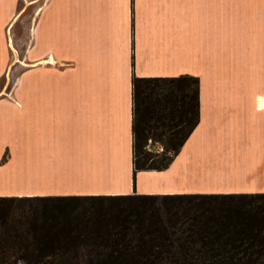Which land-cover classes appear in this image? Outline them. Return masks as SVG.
I'll list each match as a JSON object with an SVG mask.
<instances>
[{"label":"crops","instance_id":"0c3cea01","mask_svg":"<svg viewBox=\"0 0 264 264\" xmlns=\"http://www.w3.org/2000/svg\"><path fill=\"white\" fill-rule=\"evenodd\" d=\"M39 1L0 92V196L264 194V0ZM35 2L0 0V78ZM180 76L198 80L197 123L166 169L133 174L132 79Z\"/></svg>","mask_w":264,"mask_h":264},{"label":"trees","instance_id":"16d2710c","mask_svg":"<svg viewBox=\"0 0 264 264\" xmlns=\"http://www.w3.org/2000/svg\"><path fill=\"white\" fill-rule=\"evenodd\" d=\"M132 112V173L166 169L197 78H133ZM0 264H264V194L0 196Z\"/></svg>","mask_w":264,"mask_h":264},{"label":"rangeland","instance_id":"374dc122","mask_svg":"<svg viewBox=\"0 0 264 264\" xmlns=\"http://www.w3.org/2000/svg\"><path fill=\"white\" fill-rule=\"evenodd\" d=\"M40 5V1L36 0L35 3H33L30 6H27L25 11L23 12V14H21V16L19 17V19L17 20V22L14 24V26L11 28L10 30V39L12 40V46L14 48L15 54H16V59L17 61H19V63H16L15 66H13L10 71H8L4 77L0 78V92H3L4 90L8 91L10 90L14 79L16 78V76H18V74L21 72L22 70V66H21V57H22V53L24 50V46L26 44L27 41V36L29 33V27L31 26L34 17L36 15L37 9ZM238 74L241 75L242 77H244L245 79V71H238ZM245 85H220V86H216V87H208L207 92H212V93H242L245 92ZM148 150H150L151 152H156V153H160V147L159 145L156 144H149L147 145ZM10 155L9 151L7 150L2 159L0 160V165L5 162L8 158V156ZM232 184L230 181H224L222 182L223 186H227ZM83 189H86V187H83ZM98 189V188H96ZM99 189H103V188H99ZM87 190H90V188H87ZM98 195V194H97ZM101 196V195H100ZM103 196V195H102ZM104 196H108V195H104ZM113 196V195H112ZM117 196V195H116ZM121 196V195H120ZM124 204L126 202H123ZM121 203V204H123ZM104 204H107V202H105Z\"/></svg>","mask_w":264,"mask_h":264}]
</instances>
